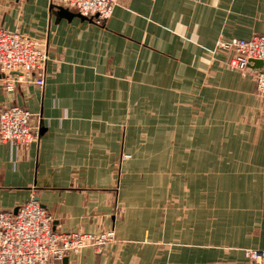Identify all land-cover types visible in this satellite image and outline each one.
<instances>
[{
    "label": "crops",
    "instance_id": "1",
    "mask_svg": "<svg viewBox=\"0 0 264 264\" xmlns=\"http://www.w3.org/2000/svg\"><path fill=\"white\" fill-rule=\"evenodd\" d=\"M58 6L0 0V25L49 54L43 88L6 91L0 73V111L40 121L28 147L0 143V211L35 198L55 231L114 229L101 253L52 264H249L264 252V100L212 50L264 35V0H118L102 23Z\"/></svg>",
    "mask_w": 264,
    "mask_h": 264
},
{
    "label": "built area",
    "instance_id": "2",
    "mask_svg": "<svg viewBox=\"0 0 264 264\" xmlns=\"http://www.w3.org/2000/svg\"><path fill=\"white\" fill-rule=\"evenodd\" d=\"M118 0H56L63 8L77 12L97 23L106 20ZM47 40L10 31L0 25V73L5 90L12 91L18 83L45 85L49 60ZM212 52L226 55L228 68L248 73L255 82L256 94L264 100V71L252 70L248 60L264 62V35L247 39L220 41ZM33 115L18 106L0 111V143L28 147L37 139ZM52 216L35 198H30L16 211H0V264H52L67 255H76L92 247L98 253L106 243L114 241L115 232L89 234L55 231ZM249 264H264V252L247 251Z\"/></svg>",
    "mask_w": 264,
    "mask_h": 264
},
{
    "label": "water",
    "instance_id": "3",
    "mask_svg": "<svg viewBox=\"0 0 264 264\" xmlns=\"http://www.w3.org/2000/svg\"><path fill=\"white\" fill-rule=\"evenodd\" d=\"M57 8L59 9L60 15H63L64 17H71L73 15H77L78 17H80L82 19L92 21L90 18L84 17L78 13L71 12L68 9L63 8L61 6H58ZM247 66L252 70H257V71H263L264 70V62L261 60L250 59V60H248Z\"/></svg>",
    "mask_w": 264,
    "mask_h": 264
},
{
    "label": "rangeland",
    "instance_id": "4",
    "mask_svg": "<svg viewBox=\"0 0 264 264\" xmlns=\"http://www.w3.org/2000/svg\"><path fill=\"white\" fill-rule=\"evenodd\" d=\"M75 12V11H74ZM75 13H77V12H75ZM255 60V59H254ZM264 71V70H263Z\"/></svg>",
    "mask_w": 264,
    "mask_h": 264
}]
</instances>
